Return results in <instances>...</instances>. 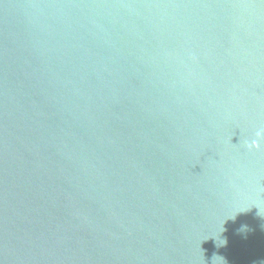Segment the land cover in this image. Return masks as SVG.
Instances as JSON below:
<instances>
[{
	"label": "water",
	"instance_id": "water-1",
	"mask_svg": "<svg viewBox=\"0 0 264 264\" xmlns=\"http://www.w3.org/2000/svg\"><path fill=\"white\" fill-rule=\"evenodd\" d=\"M0 264H264V0H0Z\"/></svg>",
	"mask_w": 264,
	"mask_h": 264
}]
</instances>
